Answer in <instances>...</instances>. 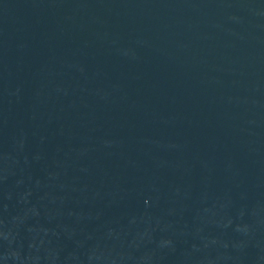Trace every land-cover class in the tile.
<instances>
[{
  "label": "water",
  "instance_id": "obj_1",
  "mask_svg": "<svg viewBox=\"0 0 264 264\" xmlns=\"http://www.w3.org/2000/svg\"><path fill=\"white\" fill-rule=\"evenodd\" d=\"M0 264H264V0H0Z\"/></svg>",
  "mask_w": 264,
  "mask_h": 264
}]
</instances>
